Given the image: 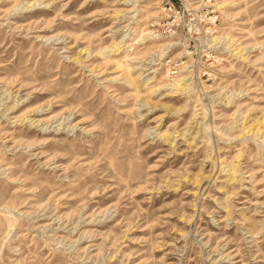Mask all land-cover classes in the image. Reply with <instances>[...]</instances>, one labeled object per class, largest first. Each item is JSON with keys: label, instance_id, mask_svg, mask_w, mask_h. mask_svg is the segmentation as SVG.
<instances>
[{"label": "rangeland", "instance_id": "rangeland-1", "mask_svg": "<svg viewBox=\"0 0 264 264\" xmlns=\"http://www.w3.org/2000/svg\"><path fill=\"white\" fill-rule=\"evenodd\" d=\"M0 264H264V0H0Z\"/></svg>", "mask_w": 264, "mask_h": 264}]
</instances>
